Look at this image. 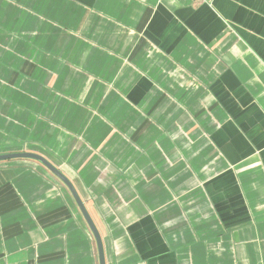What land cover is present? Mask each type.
I'll return each instance as SVG.
<instances>
[{
    "label": "crops",
    "instance_id": "1",
    "mask_svg": "<svg viewBox=\"0 0 264 264\" xmlns=\"http://www.w3.org/2000/svg\"><path fill=\"white\" fill-rule=\"evenodd\" d=\"M18 151L105 264H264V0H0ZM0 264H99L35 159L0 160Z\"/></svg>",
    "mask_w": 264,
    "mask_h": 264
},
{
    "label": "water",
    "instance_id": "2",
    "mask_svg": "<svg viewBox=\"0 0 264 264\" xmlns=\"http://www.w3.org/2000/svg\"><path fill=\"white\" fill-rule=\"evenodd\" d=\"M11 158L35 159L39 161L40 163H42L47 169H49L55 176H57L66 185V187L69 189L73 199L75 200L79 210L81 211L86 223L88 224L95 238L96 245H97V251H98L99 264H105L104 256H103V247H102L101 237L99 235V232L96 226L94 225L90 215L86 211L82 200L80 199L79 195L77 194L70 180L58 168H56L52 163H50L46 158H44L43 156L37 153L30 152V151H18V152H9V153L0 154V160L11 159Z\"/></svg>",
    "mask_w": 264,
    "mask_h": 264
}]
</instances>
